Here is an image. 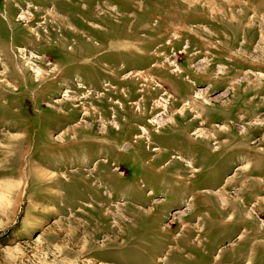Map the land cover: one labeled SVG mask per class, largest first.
I'll return each mask as SVG.
<instances>
[{
    "label": "rangeland",
    "instance_id": "374dc122",
    "mask_svg": "<svg viewBox=\"0 0 264 264\" xmlns=\"http://www.w3.org/2000/svg\"><path fill=\"white\" fill-rule=\"evenodd\" d=\"M0 197V264H264V0H0Z\"/></svg>",
    "mask_w": 264,
    "mask_h": 264
},
{
    "label": "bare ground",
    "instance_id": "6f19581e",
    "mask_svg": "<svg viewBox=\"0 0 264 264\" xmlns=\"http://www.w3.org/2000/svg\"><path fill=\"white\" fill-rule=\"evenodd\" d=\"M116 48H118V49H123V50H128V49H130V47L132 46V45H130L128 42H121V43H119V44H113ZM33 56H35V55H33ZM25 59V58H24ZM36 73H38V70H36L35 71ZM40 74V73H39ZM38 74V75H39ZM255 75V74H254ZM261 77V76H260ZM258 78V77H257ZM196 97V96H195ZM205 103V102H204ZM206 104V103H205ZM222 128V127H221ZM187 164H189V163H187ZM188 168V167H187ZM184 181V180H183ZM210 193V192H209ZM213 195V194H212ZM0 201H1V197H0ZM179 201V200H178ZM158 260H162V259H158Z\"/></svg>",
    "mask_w": 264,
    "mask_h": 264
}]
</instances>
